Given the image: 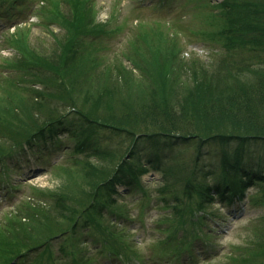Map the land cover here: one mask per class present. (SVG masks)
Masks as SVG:
<instances>
[{"label":"rangeland","instance_id":"obj_1","mask_svg":"<svg viewBox=\"0 0 264 264\" xmlns=\"http://www.w3.org/2000/svg\"><path fill=\"white\" fill-rule=\"evenodd\" d=\"M50 1L59 0H18L17 7L8 9L9 7L2 5V9L5 10L0 11V82L2 84L0 98H7L5 102H11L13 97L20 99L17 102L14 100L15 110L23 121L25 117L21 115L20 103L22 104L21 100L32 98V93H29V88L26 87H31V83H24L21 80L15 89L9 85V82L3 78L8 77L17 81L19 73L4 64L3 60L15 55L10 38L24 30L27 31V28L31 30L29 42L32 45H44V48L53 45L50 31L55 29L58 32L59 30L56 29L60 27L54 21H50L48 10L52 9ZM224 2L226 0H94L97 11L96 22L109 27L107 34L96 40L98 44H102L103 49H100L95 57L99 56V60L107 66H111L117 59L120 60L126 69L131 71V78L137 79L131 84L128 80L123 81L120 84L122 89L116 85L113 91L107 94L106 92L101 94V91L100 101L105 105L108 102L110 106L107 109L108 114L125 110L127 105L131 108L145 105L152 99L149 93L152 90L146 87L157 86L151 84L150 73L145 69V65L153 61L151 60L153 56L159 54L163 58L171 57L172 60L175 57V62L169 65L171 76L166 79L169 88L165 95L166 102L171 106L167 109L176 113L179 109L177 105L182 101L183 95L182 90L176 87L181 88L180 85L191 87L194 83L191 74L187 73L186 79L184 78L186 73H180L179 69L173 70L177 66V61L181 64H183L182 60L189 62L188 65H193L194 70L200 69L204 76L219 67L234 66L236 74L246 64L264 66L262 65L264 61L261 63L255 58L256 54L262 53L258 49L253 52L242 51L240 58L235 57L238 52L232 49L229 52L222 50L220 44L223 45L224 42L221 32L225 34L229 20H233L232 25L236 26L235 20H238L239 16L232 15L223 22L221 18L224 9L220 5ZM231 2L239 5L242 1L231 0ZM6 10H10L11 15H8ZM234 11H237V8H234ZM157 23H160V29L156 27L159 26L156 25ZM154 29L162 30L163 36L159 38ZM219 33L221 38L218 36ZM168 49H173L176 56ZM261 56L263 57L264 53ZM135 57L141 62L144 74L131 61ZM193 60L199 62L194 63ZM161 67L164 69L163 65ZM132 74L136 77L134 75L132 77ZM179 75L182 76L180 85L174 87L176 83H173V76ZM210 77L218 80L216 76L210 75ZM139 81L143 82V86ZM46 83L51 86H47ZM32 84L41 93L42 91L52 93V98L43 105L56 108L64 104L63 97L60 99V95L56 94L57 85L60 84L54 73ZM45 87L49 90L46 91ZM15 105L13 103V106ZM152 105H147L144 109L147 107L149 111ZM157 106L160 110L166 108L163 103H157ZM47 108V106L40 108L32 114L37 117L36 119L44 120ZM65 111L64 113L68 114L62 120L65 125L56 129L53 135L46 130L44 132L46 140L39 138L41 136L35 137L29 147L25 146L26 144L23 145L24 147H18L11 140L5 142V145L14 152L4 163L0 162V234H4L5 230L10 228L9 223L12 221L23 222L26 217L28 223L29 218L24 215L22 209L27 206L29 200H32L36 189L53 195L63 191L70 194L69 189L73 188L74 182L81 185L79 175H82L85 166L86 170L87 166L91 165L100 168L111 166V156L105 155L101 160L97 155L98 148L112 154L118 153L119 156L121 154V158L124 155L129 157L127 155L131 145L129 138L121 134L112 135L110 132L100 131L92 139L86 140L85 137L89 133L83 134L87 130L84 122L70 107ZM238 147L237 144H221L206 140L201 142L189 140L184 144L179 142L166 150L164 145H161L153 150L160 154L162 163L158 168H153L148 165L142 142L133 155L137 161L143 162V159L145 162V164H136L140 166L137 172L140 179L139 188H120V193L117 194L121 195L118 198L121 204L115 205L120 210L126 209V214L131 218L122 220L115 217L116 214L107 213L108 218L105 223L103 220L102 225L110 226L108 227L112 231L111 236L108 235L106 240H103L102 232L94 223L85 226L80 224L78 236L81 240H72L74 234L66 231L64 234L47 236L38 245L32 246L18 256L10 252L12 246H4L0 249L3 253V256L0 253V264H248V256H252L250 251L258 240V232L264 227L263 187L257 185L246 191L245 201L232 206L216 197L204 211L197 203L200 200L193 199L190 204L183 196L184 187L181 185L185 184L179 178L187 176L186 173L193 170L197 191L200 186L223 181L218 178L223 176L221 166L223 153L233 155ZM244 150L248 158H261L264 161V143L248 144L244 146ZM142 170L145 171L143 174L140 172ZM258 170L264 173V166L259 167ZM68 173L72 174V179L69 178ZM166 184L169 190L165 189ZM178 196L189 207L184 214L180 211L183 206L176 204ZM48 197L45 198V202ZM234 199L237 200V196ZM124 202L126 207L122 204ZM34 213V215L40 214V210ZM23 223L28 225L25 221ZM186 238L189 240L188 243H185ZM104 244L106 246L113 244V250L118 257L108 255ZM169 248L171 250L183 248V255L174 257ZM187 254L191 255V258ZM253 263L264 264V254L258 253Z\"/></svg>","mask_w":264,"mask_h":264},{"label":"trees","instance_id":"obj_2","mask_svg":"<svg viewBox=\"0 0 264 264\" xmlns=\"http://www.w3.org/2000/svg\"><path fill=\"white\" fill-rule=\"evenodd\" d=\"M241 1V4L236 5L231 0H226L220 5L224 9L221 18L223 22L225 18L239 15L238 20H235L236 26L232 25L233 20H229L227 24L229 26L224 31L228 34L227 36L223 31L221 32L224 43L220 46L226 52L230 49L238 52L235 55L238 58L242 51L253 52L258 49L262 53L256 54L255 58L262 63L264 61V56H261L264 53V0ZM17 2L18 0H0V11L5 10L2 9V5L9 7L8 9L17 7ZM50 2L52 9H48L51 19L49 20L54 21L60 27L58 32L55 29L50 31L53 39V45L50 48H44V45H32L29 42L31 33L29 28L10 38L15 55L11 59H5L4 64L18 71L20 77L18 76L17 81L8 77L3 79L9 82L14 89L21 80L24 83H31V87H26L29 88V93H32V98L26 101L21 100L20 112L22 117H25L24 121L15 110V101L20 99L13 97L11 102H5L7 98H0V161L12 157V152H14L5 145L7 140L14 141L16 146L22 147L24 144L31 145L38 136L46 140L47 137L44 135L46 130L53 135L56 129L63 128L65 124L62 120L68 115L64 112L69 107L84 122L87 130L83 134L89 133L85 137L86 140L92 139L100 131H111L115 135L121 134L129 138L131 145L129 151L127 150V155L130 161L126 155L121 158V154L119 156L118 153L112 154L98 148L97 155L101 160L103 156L109 155L112 158V165L104 168L91 165L87 166V170L85 166L82 169V175H79L81 185L74 182L73 188L69 189L70 194L63 193V191L53 195L36 189L32 200H29L27 206L22 209L24 215L29 218L28 223L26 217L23 219L28 225H25L24 221L10 222V228L8 227L4 234H0V249L4 246H12L9 249L10 252L18 256L32 246L38 245L47 236L64 234L66 231L74 234L72 240L79 241L81 239L78 231L81 225H91V223L97 226L102 232L101 238L106 240L105 238L108 235L111 236L112 231L109 225H102V222L106 221L105 212L107 210L119 211L115 207L118 202L114 199L117 186L126 185L135 188L139 185L140 179L137 172L140 166L136 164L142 163L133 158V155H135L137 146L142 142L153 148L161 145L168 147L179 142L184 144L189 140L239 145L233 155L223 153L221 164L223 176H218L220 180H223L222 183L219 181L213 185L200 186L197 191L193 170L186 173L187 176L179 177L185 184L181 185L184 187L183 196L189 200L190 204L193 199L200 200L197 203L204 211L214 201L216 195L221 200L234 204V197L243 198L244 191L250 187L259 185L264 191V173L258 170L259 167L264 166V161L261 158H248L244 150V146L248 144L264 143V66L246 64L236 74L234 66L219 67L212 69L211 73L204 76L203 72L199 71L200 69L194 70L193 65H188L189 62L182 60L183 64H181L177 61V66L173 70L179 69L180 73H186L184 76L186 79L188 74H191L194 83L191 87L182 86L179 84L182 76H173V83H176L174 87L180 85L181 88H176L183 92L182 101L177 105L179 109L176 113L167 109L171 106L166 102L165 95L169 88L166 79L171 76L169 65L175 62V57L173 61L171 57L163 58L159 54L153 56L151 59L153 61L145 65V69L150 73L151 84L157 86L156 88L146 87L152 90L149 91L152 99L145 105L132 108L127 105L125 110L108 114L107 109L110 106L108 102L105 105L103 101H100L101 94L113 91L116 85L122 89L120 84L123 81L128 80L131 84L137 79L131 78V71H128L120 60L117 59L111 66H107L99 60V56L95 57L96 53L103 49L102 44H98L96 40L103 34H107L109 27L96 22L97 11L94 0ZM234 8H237V11H234ZM6 12L11 15L10 10ZM156 27L160 29V26ZM153 31L158 34L159 38L163 36L162 30L154 29ZM218 36L221 38L220 33ZM168 50L175 55L173 49ZM131 61L144 74L139 59L135 57ZM192 62L196 63L199 60ZM53 73L60 84L57 85L56 94L60 95V99L61 97L64 99V104L56 108L43 105L48 102L49 98H52V93L43 91L41 93L32 84ZM210 75L218 77V80L211 78ZM139 83L143 86L142 81ZM46 85L51 86L48 83ZM45 89L49 90L46 87ZM157 103H163L166 108L160 110ZM150 104L153 105L149 111L147 107L144 109ZM46 106L48 107L45 114L46 119H36L37 117L32 114L33 111L37 112ZM80 148L83 149V147ZM158 163V155L156 156L151 151L149 164L157 165ZM141 168L143 169L142 165ZM140 172L143 174L145 171ZM68 176L72 179L71 173H68ZM165 189L169 190L167 184ZM47 196L49 197L45 202ZM179 198L178 196L177 201L180 200ZM109 202L110 205H108ZM36 210H40V214L34 215ZM42 220L45 221L42 222ZM191 222L194 224V221ZM258 234V240L250 251L252 256H248V264H254L253 260L258 253L264 254V227ZM112 245H105L107 252L110 256H117Z\"/></svg>","mask_w":264,"mask_h":264}]
</instances>
